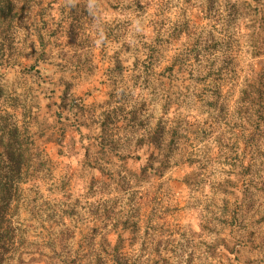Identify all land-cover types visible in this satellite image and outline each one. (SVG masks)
Here are the masks:
<instances>
[{"label": "clouds", "instance_id": "9594fccd", "mask_svg": "<svg viewBox=\"0 0 264 264\" xmlns=\"http://www.w3.org/2000/svg\"><path fill=\"white\" fill-rule=\"evenodd\" d=\"M0 264H264V0H0Z\"/></svg>", "mask_w": 264, "mask_h": 264}]
</instances>
